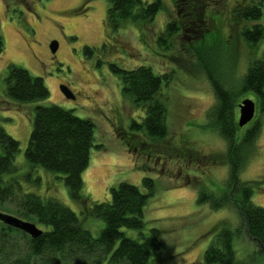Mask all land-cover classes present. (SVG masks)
<instances>
[{"label": "rangeland", "instance_id": "1", "mask_svg": "<svg viewBox=\"0 0 264 264\" xmlns=\"http://www.w3.org/2000/svg\"><path fill=\"white\" fill-rule=\"evenodd\" d=\"M252 2L217 0L216 5L204 8L207 16L210 12L213 17L218 15L212 31L201 39V33L194 32L200 27L193 25V31H187L192 24L188 25L181 28L171 48L166 49L157 40L169 21L177 19L179 25L184 26L183 14L189 9L185 4L188 0L182 1L181 7L174 0H161L164 8L152 23L141 28H138L141 24L137 28L129 24L113 35L105 28L107 0H0V32L5 39V51L0 55V73L9 63L19 64L32 75L42 77L49 90L48 98L21 104L2 93L5 87L0 81V127L20 143L15 162L17 167L23 173L28 170L25 153L34 108L56 104L72 110L78 117L90 119L95 124L99 147L92 148L89 166L83 173L84 190L93 201H109L110 188L120 182L138 185L148 191L143 179L150 177L154 180L153 196L144 211L145 230L157 229L162 244L161 252L153 259L154 264L203 263L205 251L222 227L235 233L237 259L264 264L259 248L244 230L240 209L229 201L219 209L212 206L230 187L229 193L232 192L234 198L236 193L241 196L240 190L247 191L249 185L254 191L252 202L264 208L263 105L252 94L242 98L239 95L237 103L233 104L238 123L239 104L245 98L252 99L257 105L254 122H259L255 138L245 148L241 163L235 165V185L239 184V191L235 192L228 143L215 129L214 111L219 100L205 75L218 64V72L227 71L220 77L212 72L214 79L220 80L223 88L228 89L232 71L234 76L241 75L248 63L256 59L264 61V40L251 49L238 36L241 25L233 22V28L230 26L236 7L244 8ZM198 11L193 10V13ZM251 22L244 25L255 24ZM257 23L264 28V2ZM231 39V46L235 49L237 46L235 54L232 56L227 48L221 55L224 50L222 42ZM52 41L59 43L56 53L51 50ZM85 47L93 49L90 56L85 54ZM199 50L201 56L197 54ZM112 63L127 69L149 66L156 74L171 75L167 87L162 90L169 96V136L164 144H157L159 147H148L153 152L156 149L152 156L143 152L146 146L142 143L147 139L130 130L132 121H142L143 107L136 106L124 95L122 83L110 67ZM62 84L75 92V100L64 96L60 88ZM253 124L242 126V130H248ZM126 140L131 143L128 145ZM166 143L168 147L173 145L170 155H158V150ZM34 175L42 178L41 193L72 208L85 228L95 237L100 235L105 221L83 213L82 206L70 197L61 175L47 173L42 168L34 171ZM25 186L27 189L36 187L30 181ZM202 192L213 195V199L200 204L198 199ZM7 206L8 210L0 211L16 216L12 212L16 203L11 201ZM35 224L42 229L41 225ZM123 230L129 235H137L135 230Z\"/></svg>", "mask_w": 264, "mask_h": 264}, {"label": "trees", "instance_id": "2", "mask_svg": "<svg viewBox=\"0 0 264 264\" xmlns=\"http://www.w3.org/2000/svg\"><path fill=\"white\" fill-rule=\"evenodd\" d=\"M174 1L180 6L184 0ZM216 1L188 0L185 4L189 9L183 14L184 26L179 25L177 19L169 21L157 42L160 46L165 45L166 49L171 48L175 35L181 28L191 24V29L186 30L193 31V25H197L200 30L194 32L201 33L199 36L202 39L205 33L214 29L213 21L215 17L218 18L216 14L215 17L211 16V12L207 16V10L204 8L209 9L216 5ZM252 1L247 7L237 6L233 11V18H230L231 28L233 22L241 25L238 36L243 44L247 43L251 49L264 40V28L257 23L262 16L264 0ZM107 2L105 28L111 35L129 24L136 25V28L141 24L138 26L141 28L146 23H152L157 13L164 8L161 0L153 2L107 0ZM193 10L199 11L193 13ZM251 20L254 25H244ZM232 39L226 43L221 40L224 48L221 55L227 48L232 56L235 54L237 46L236 49L235 46H231ZM192 48L196 50L194 45ZM4 51L5 39L0 32V55ZM84 52L90 56L93 49L85 47ZM197 54L201 56L202 52L199 50ZM197 66L201 68L198 63ZM6 67L0 73V81L5 87L2 93L5 96L21 104L48 98L49 90L42 77L32 75L19 64L9 63ZM110 67L121 81L124 95L136 106L143 107L145 113L142 121H132L130 130L135 132V135L139 134L147 139L142 143L146 146L143 147V152L152 156L156 149L154 152L150 150L151 145L159 147L157 144H164L169 136L167 125L169 96L164 95L162 90L167 87L171 75L156 74L151 67L144 65L127 69L112 63ZM218 67L217 64L212 71L207 70L205 75L219 100L214 111V122L217 124L215 129L228 143V156L234 180L237 177L235 165L241 163L240 158L244 156L245 148L255 138L259 122H253L248 130L243 131L236 122L233 104L237 103L239 95L244 97L246 94H252L261 102L264 111V61L256 59L248 63L241 75L234 76L232 71L231 81L227 84L230 90L223 88L220 80L218 82L214 79L212 72L220 77L227 71L218 72ZM127 142L128 145L131 143ZM93 147L99 146L96 144L95 124L92 120L80 118L72 110L56 104L37 105L34 108L33 125L25 153L28 170L23 173L15 163L20 151L19 141L0 127V209L8 210L7 205L14 201L16 208L12 212L24 220L41 225L43 231L39 237L34 238L0 221V264H154L153 259L161 252L162 244L157 237L158 230L152 228L147 232L144 223V211L149 198L153 196L154 180L150 177L143 179L148 191H144L138 185L120 182L110 188L109 201H93L85 192L83 182V173L89 166ZM172 148L173 145L168 147L166 143L157 154L168 157ZM181 151L185 154L183 148ZM38 168L44 169L47 173L61 175L70 197L82 206L83 213L105 221V227L100 235L95 237L85 228L72 208L57 198L40 192L42 178L40 175H34ZM28 181L39 187V190L36 187L27 189L25 185ZM235 183L234 180L236 192L239 191V184ZM247 186L249 187L247 191L240 190L241 196H236L238 194L236 193L234 198L231 196L232 192L229 193L231 190L229 186L227 193L222 194L221 200L212 206L213 209H219L228 201L233 202L241 211L244 230L264 257V208L252 202L254 191ZM212 196L202 192L198 202L202 204L213 199ZM123 229L135 230L137 235H129ZM233 234L235 235L227 227H222L205 251L203 263L195 264H252L237 259Z\"/></svg>", "mask_w": 264, "mask_h": 264}, {"label": "water", "instance_id": "3", "mask_svg": "<svg viewBox=\"0 0 264 264\" xmlns=\"http://www.w3.org/2000/svg\"><path fill=\"white\" fill-rule=\"evenodd\" d=\"M58 46L59 43L57 41L51 42L50 47L53 53L57 52ZM60 88L66 98L75 99V95L67 85H61ZM239 107L240 117L238 125L242 127L248 124L254 118L256 112V103L250 98H245L241 101ZM0 221L8 226L20 229L21 231L29 234L34 238L39 237L43 232L42 229H39L35 223L29 222L27 220L8 214L6 212L0 211Z\"/></svg>", "mask_w": 264, "mask_h": 264}, {"label": "flooded vegetation", "instance_id": "4", "mask_svg": "<svg viewBox=\"0 0 264 264\" xmlns=\"http://www.w3.org/2000/svg\"><path fill=\"white\" fill-rule=\"evenodd\" d=\"M51 45V44H50ZM62 85H66V84H62ZM68 86V85H67ZM69 87V86H68ZM70 89V88H69ZM71 90V89H70ZM72 91V90H71ZM73 92V91H72ZM73 94L75 95V92H73ZM65 96V95H64ZM66 97V96H65ZM68 99V98H67ZM75 99H76V95H75ZM75 99H71V100H75ZM256 110H257V105H256ZM255 115H256V113H255ZM254 120H255V116H254V118L249 122V123H252V122H254Z\"/></svg>", "mask_w": 264, "mask_h": 264}]
</instances>
